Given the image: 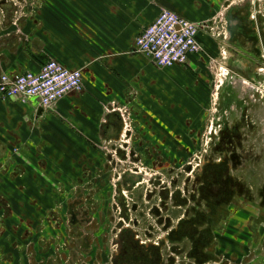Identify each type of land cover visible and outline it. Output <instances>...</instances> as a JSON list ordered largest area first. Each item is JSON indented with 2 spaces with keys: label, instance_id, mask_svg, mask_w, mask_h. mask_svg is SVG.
I'll list each match as a JSON object with an SVG mask.
<instances>
[{
  "label": "crops",
  "instance_id": "1",
  "mask_svg": "<svg viewBox=\"0 0 264 264\" xmlns=\"http://www.w3.org/2000/svg\"><path fill=\"white\" fill-rule=\"evenodd\" d=\"M258 1L262 10L237 0L228 6L226 0H25L23 10L10 3L0 7V74L38 72L53 60L81 71L83 82L81 91L45 109L38 98L0 97V220L8 215L0 221V264H109L99 241L94 249H45L33 231L44 220V210L53 208L52 196L44 192L81 186L90 172L100 175L106 148L122 146L119 112L130 117L131 136L144 144L133 148L145 159L146 152H169L155 145L170 143L172 125L202 126L208 59L211 74L225 70L224 92L233 88L243 104L233 107L239 114L229 127L241 139L259 138L264 144V103L258 102L264 72L257 54L264 43V2ZM162 10L196 24H209L221 11L224 33L212 38L200 30L202 53L189 56L184 65L158 68L136 52L135 39ZM195 86L201 107L193 110L188 96ZM241 110L246 114L241 116ZM241 170L217 175L216 190L225 197L217 203V221L199 229L213 237L201 248L210 258L195 261L179 242L169 254L159 249L138 252L136 262L182 264L181 255L186 264H264V181L252 186Z\"/></svg>",
  "mask_w": 264,
  "mask_h": 264
},
{
  "label": "flooded vegetation",
  "instance_id": "2",
  "mask_svg": "<svg viewBox=\"0 0 264 264\" xmlns=\"http://www.w3.org/2000/svg\"><path fill=\"white\" fill-rule=\"evenodd\" d=\"M261 52L264 53V43L257 52L260 54L259 69L264 72ZM224 86V79L217 87L213 82L212 95L216 99L210 126L203 136L200 133L201 137L193 141L194 153L187 149L184 152L187 156L193 154L196 161L193 165L186 164L177 180L172 178L167 185L163 183L164 187L156 194L160 179L147 177V172L136 166L139 160H155L152 167L158 165L168 174L171 169L164 161L170 159L171 152L158 156L146 152V159L142 158L144 154L135 151L133 145L142 149L144 144L135 136L122 142L121 149L106 148L108 154H104L100 175L90 172L84 176L85 183L81 186L53 191V208L44 210V220L36 222L33 227L35 234L40 236L41 241L38 240L45 243V249L52 248L55 252L94 249V243L99 241L109 264H138V252L159 249L169 254L174 252L173 244L180 242L182 252L187 248V255L195 261L210 258V254H202L201 248L210 244L213 237L209 231L199 229L202 224L210 226L215 223L217 203L225 197L223 192H215L212 188L217 187L218 173L240 167L252 186L262 185L264 181L261 172L264 171V144L259 138L253 142L241 139L235 127H229V120L239 111H234L230 103L222 107L225 98L219 99V96L226 94L229 98ZM258 94L264 100V84ZM230 96L236 99L234 93ZM227 100L230 102L231 98ZM240 114L243 116L246 112L241 110ZM175 141L177 144L184 140L176 136ZM204 143L205 151L202 150ZM114 159L131 160L134 167H120L118 172L113 169L116 178L110 187L106 173L112 165L116 166ZM190 173H194L192 180L188 179ZM177 183L179 187H176ZM139 189L142 192L137 196L134 192ZM5 215L0 220L2 223L8 216ZM185 260L186 257L180 255V263L186 264Z\"/></svg>",
  "mask_w": 264,
  "mask_h": 264
},
{
  "label": "built area",
  "instance_id": "3",
  "mask_svg": "<svg viewBox=\"0 0 264 264\" xmlns=\"http://www.w3.org/2000/svg\"><path fill=\"white\" fill-rule=\"evenodd\" d=\"M7 2L20 10L25 6V0ZM225 26L221 11L209 24H196L169 10H162L135 39V49L137 53L149 57L158 68L184 65L189 56L200 54L204 50L197 38L200 30L205 29L210 37L215 38L224 33ZM224 73L225 70L218 69L214 83L216 87ZM82 88L81 71L68 70L53 60L42 64L38 72L28 71L13 77L0 74V97H16L21 101L38 98L44 109L69 93L81 91ZM119 115L123 123L121 139L124 142L131 133V124L125 113L119 112Z\"/></svg>",
  "mask_w": 264,
  "mask_h": 264
},
{
  "label": "rangeland",
  "instance_id": "4",
  "mask_svg": "<svg viewBox=\"0 0 264 264\" xmlns=\"http://www.w3.org/2000/svg\"><path fill=\"white\" fill-rule=\"evenodd\" d=\"M237 1H247L249 2L250 4L252 3V6L254 8H256L255 10H259L261 8L262 10V7H261V2H259L258 0H237ZM260 1H263L264 0H260ZM236 0H226V4L225 5H229L230 3H235ZM221 9H225L224 7L221 8ZM264 13V12H262ZM206 66V70H207V75L209 76L208 79L204 80L205 81V84L203 85L204 87V91L201 96H203V102H204V108H202L203 110V113H205L206 111V118H204V122L202 123V126H199L198 128H184V122H179V127H175L174 125H172V128H171V137H170V143L167 144V146H164V145H155V147H160L162 148L163 147H166L165 148V151H169L171 152V156H170V159L164 161L166 164L168 163L169 164V169H171L169 171V173L167 174L165 171H163V169H159V166L157 165L158 163L156 162L155 165H157V168L156 166L155 167H152V162L154 163L155 160H139L138 162L141 163L138 165H136L139 169H141L143 172H147L146 173V176L147 177H152V176H156L160 179V182L158 183V187L155 188V191H156V194L160 191V189H162L164 186L163 185H167L168 184V181L170 182V179L174 178L175 180L178 179V177L180 176V173L183 172V168L185 167L186 164H191L193 165L196 160H194V155L192 154L191 156H187L188 154H185L184 152H186L187 150L189 151H193L194 153V144H193V141L196 139V138H200V133L202 134V136L204 135V133H206L208 131V127L210 126V122H211V115H212V109L213 107H215V99L216 97L212 95V85H213V82L215 83V80H216V77L214 74H211V67H212V62H211V59H208V64L206 63L205 64ZM211 77V79H210ZM211 80V81H210ZM188 88H191L193 89L192 87V83H188L187 84ZM195 93H192L191 97L188 96V104L190 107L188 108H191L194 110V107H201L198 103V98H200V93H199V90H198V87L195 86ZM249 90L247 91H244V94L247 93ZM201 92V91H200ZM188 93H190L188 91ZM226 93L229 95V98H231V101L228 102L227 99H229L226 94H222L221 96H219V99H223L225 98V103L222 105V107H227V103L231 104L232 107H236L240 102L236 99H233V97H231L230 95H232V93H234V95H236L235 93V90L232 89V88H228ZM205 94V96H204ZM262 96V95H261ZM260 94L258 96V102L262 101L264 103V100H262L263 97H261ZM197 99V100H196ZM192 100V101H191ZM216 103H219L218 101H216ZM242 104V103H241ZM240 105V104H239ZM243 105V104H242ZM242 105H240V107H242ZM239 107V106H237ZM174 107H172V111L174 110L173 109ZM206 108V109H205ZM128 115L130 114L129 112L127 113ZM129 116H128V120H129ZM173 123V121H172ZM132 126V125H131ZM194 126V125H193ZM132 131V128L129 129ZM192 131L194 130V135L192 134L190 137H189V131ZM181 133V134H179ZM177 135H183L182 138L184 141H181L177 144L176 141H175V137ZM129 140L131 139V134H128L127 137ZM128 142V140H124V142ZM190 142V143H189ZM168 146L170 148V150L168 149ZM187 149V150H186ZM202 150L205 151L206 148H205V143L203 144V147H202ZM180 157V158H179ZM114 163L116 164L115 165H112V167L110 168V170L108 169L107 171V184L111 187V184H114L113 181L114 179L116 178V174H115V171H113V169H117V168H131V167H134L132 164V161L131 160H124V161H121V160H113ZM103 163L105 162L104 160L102 161ZM120 162H121V165H120ZM137 164V163H136ZM195 166V165H194ZM195 168V167H194ZM118 172V169L117 171ZM183 175V174H182ZM194 176V173H190V176L188 177L189 180H192ZM185 177V176H184ZM187 177V176H186ZM192 178V179H191ZM174 180H172L171 182H173ZM164 183V184H163ZM163 184V185H162ZM176 187H179V183H177ZM159 188V189H158ZM217 187H215L214 191L216 192ZM112 193H114L113 191H111ZM142 192V189H139L137 191H135V195H139L140 193ZM55 192H44V195H54ZM158 236L161 235V233H157Z\"/></svg>",
  "mask_w": 264,
  "mask_h": 264
},
{
  "label": "water",
  "instance_id": "5",
  "mask_svg": "<svg viewBox=\"0 0 264 264\" xmlns=\"http://www.w3.org/2000/svg\"><path fill=\"white\" fill-rule=\"evenodd\" d=\"M7 1L8 0H0V7L2 6V5H5L6 3H7ZM38 100V99H37Z\"/></svg>",
  "mask_w": 264,
  "mask_h": 264
}]
</instances>
